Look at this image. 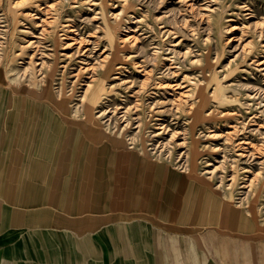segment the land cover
I'll return each mask as SVG.
<instances>
[{"label": "rangeland", "instance_id": "1", "mask_svg": "<svg viewBox=\"0 0 264 264\" xmlns=\"http://www.w3.org/2000/svg\"><path fill=\"white\" fill-rule=\"evenodd\" d=\"M0 79L22 95L49 84L72 120L88 117L98 90L100 138L170 169L172 220L178 201L197 205L201 182L252 207L264 241V0H0ZM37 101L43 131L66 133V159L76 143L80 159L95 153L88 133L63 129L53 102ZM17 117L34 123L26 110ZM129 173L118 185L143 190L144 173Z\"/></svg>", "mask_w": 264, "mask_h": 264}, {"label": "crops", "instance_id": "2", "mask_svg": "<svg viewBox=\"0 0 264 264\" xmlns=\"http://www.w3.org/2000/svg\"><path fill=\"white\" fill-rule=\"evenodd\" d=\"M3 113L0 109V264H264L260 232L245 225L249 211L205 183L200 182L194 218L187 220V208L176 205L172 220L166 165L112 147L109 155L128 152L132 162L98 167L91 159L76 172L70 161H60L66 133L43 131L42 124L22 130L26 121L21 118L17 126L9 108ZM124 167L144 173L143 190L123 189L129 177ZM156 171L163 176L158 186ZM207 199L219 202L232 220L215 215Z\"/></svg>", "mask_w": 264, "mask_h": 264}, {"label": "bare ground", "instance_id": "3", "mask_svg": "<svg viewBox=\"0 0 264 264\" xmlns=\"http://www.w3.org/2000/svg\"><path fill=\"white\" fill-rule=\"evenodd\" d=\"M2 81L3 80L0 79V101H1L0 105H2L3 107L0 109H2V111L5 113V109L7 110L9 108L11 117L13 118L12 121H13V123H16L17 126L19 125V123H18V120H16V118H18L17 116H19L21 113H24L25 110L28 113V117L31 119V121L34 122L33 126L32 125H28L26 127L23 126L22 130L35 131L36 128H40V124L38 123V118L40 116L43 117L44 115H43V113L39 114L40 112H42L43 109L41 107L42 103H39L37 100L41 101V98L43 99L46 96L47 99H49L51 102H53L54 107L59 111V113L62 114L61 116L63 118L61 119V121L63 124V129H65L66 126L68 127V125H69V126L73 127V131L80 129V131H85L86 133H88L91 136L92 141L98 145V146H95V147H97V150L95 151V153L93 155L89 156L88 158L80 159L79 155L77 156L78 151H79V149H78L79 144L76 143L75 147L73 146L74 147L73 150L75 151V158L72 161V165H73V162H74V164H77V163H79L80 160L87 161L86 163L88 165H91V164H89L91 159L94 161V163L97 164L96 166H98V167L104 165L107 161H110V163H114V162H119L120 160H122V163L124 166H126L130 163L129 156H125V153H121L122 154V155L120 154L121 156L118 154L119 156H117L115 153L109 155L108 152H106V149L112 148V147H113L112 148L113 150L120 151L119 148H117V147H119L118 145L121 142L119 143L118 141H115V140H114L115 142L104 141L102 139V137L100 138V136L97 134L98 130L94 125L93 119L90 116V112L93 108V105L95 104V102L99 98L98 90L92 91L91 95L89 94L90 96L87 99L86 110L88 111V117L83 118V119L78 118V119L72 120V119H69L68 117H65V114H64L65 100L54 102V98L51 95L49 84H47V83L45 84V86L43 88V93L32 92L29 94L27 93L25 95H22L23 93L18 92L19 90L17 91L16 90L17 88H12V90H10L7 87H5L6 85L3 84ZM155 83H157V82H155ZM161 85H162V83H161ZM173 86L180 87L181 85L180 84H174ZM9 87H11V86H9ZM157 87H158V85H157ZM183 95L188 96L189 95L188 91H187V93L184 92ZM31 98H33V99H31ZM23 124H25V123H23ZM112 143H114V144H112ZM71 146L72 145H70V144L69 145L65 144L62 146L63 150L61 149V151H63L64 153H62L60 155L61 163H62V161L68 160V159H66L67 149H69ZM125 168L126 167H124V169H123V175H125V176L129 175L130 176L129 170L125 169ZM176 175L177 174H175L174 176L176 178H178ZM89 176H91V175H89ZM125 188L130 189V190L132 189V187L129 188L128 186L124 187L123 189L125 190ZM182 194H183V192H182ZM177 205L183 206V207L185 206L187 208V212H186L187 216H189V215L192 216L194 214L195 208L198 206V204H197L196 206H190L189 207V206H186V204L183 203L182 201H178ZM205 205H209V207L212 205L211 208H213V210L215 211V215H218L220 213V216L226 217V222L232 220V215H230L229 211H226L225 208L223 209V207H220L219 202H217V203H215V201H213V202L209 201L208 202V199H207V201L205 200ZM226 209H228V208L226 207ZM251 209H252V207L249 208L250 212H252ZM253 214H254V217L256 218L257 216H256V213L254 211H253ZM245 225H250L249 227H251V228L255 227V224H253L252 221H250V223L246 222Z\"/></svg>", "mask_w": 264, "mask_h": 264}]
</instances>
